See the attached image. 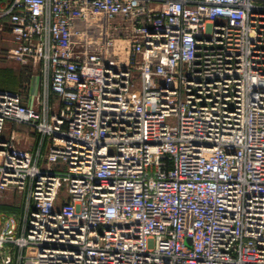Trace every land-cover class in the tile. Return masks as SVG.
I'll return each instance as SVG.
<instances>
[{
  "label": "built area",
  "instance_id": "1",
  "mask_svg": "<svg viewBox=\"0 0 264 264\" xmlns=\"http://www.w3.org/2000/svg\"><path fill=\"white\" fill-rule=\"evenodd\" d=\"M4 3L39 89L0 90V253L264 264V0Z\"/></svg>",
  "mask_w": 264,
  "mask_h": 264
},
{
  "label": "rangeland",
  "instance_id": "2",
  "mask_svg": "<svg viewBox=\"0 0 264 264\" xmlns=\"http://www.w3.org/2000/svg\"><path fill=\"white\" fill-rule=\"evenodd\" d=\"M0 1L2 3V7H4V0ZM6 29L7 28L4 24L0 26V87H8L10 89L16 88L17 90L23 87L22 85L26 83V81L28 80V76L35 75L36 72L34 70H30V65H28L27 67H23L19 63L6 58V51L13 47L10 37L5 31ZM15 127L23 128L24 132L26 133V127L17 125L13 126L12 128L14 129ZM9 133L10 128L8 126L2 134V138L8 139ZM20 203L21 201L18 195L16 196L14 194L8 193L5 194L0 199V216L7 217L12 214H18L21 210ZM186 243L189 244V240H187Z\"/></svg>",
  "mask_w": 264,
  "mask_h": 264
},
{
  "label": "crops",
  "instance_id": "3",
  "mask_svg": "<svg viewBox=\"0 0 264 264\" xmlns=\"http://www.w3.org/2000/svg\"><path fill=\"white\" fill-rule=\"evenodd\" d=\"M38 84H39V78L36 75L28 76V80L23 85V87H25V94L23 97H24V101H26V103H28V104L33 103V98L35 97V95L39 89ZM0 89L6 90V89H10V88L0 87ZM12 90L18 91L19 89L16 90V88H13ZM14 130L16 131V133L20 132L19 133L20 135L18 134L19 135L18 136V145L25 147V148H28L29 143H28V139L25 136L27 134H25L23 128L15 127ZM26 133H27V131H26ZM20 205H21V203H20ZM21 211H22V208H21L20 212L18 213V215L21 213ZM5 255H9L12 258L11 264H16L17 250L15 248L10 249L5 254L0 253V263H1V260L4 258Z\"/></svg>",
  "mask_w": 264,
  "mask_h": 264
},
{
  "label": "trees",
  "instance_id": "4",
  "mask_svg": "<svg viewBox=\"0 0 264 264\" xmlns=\"http://www.w3.org/2000/svg\"><path fill=\"white\" fill-rule=\"evenodd\" d=\"M23 72H25V71H23ZM22 86H23V85H22ZM21 89H22V88H21ZM0 90H1V89H0ZM6 90H8V91H12V92H18L20 89H19L18 91L12 90V88H11V89H6Z\"/></svg>",
  "mask_w": 264,
  "mask_h": 264
}]
</instances>
